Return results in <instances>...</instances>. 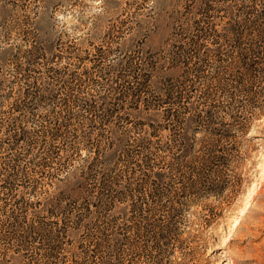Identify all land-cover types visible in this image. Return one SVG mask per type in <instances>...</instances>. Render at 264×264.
I'll use <instances>...</instances> for the list:
<instances>
[{"label":"rangeland","instance_id":"1","mask_svg":"<svg viewBox=\"0 0 264 264\" xmlns=\"http://www.w3.org/2000/svg\"><path fill=\"white\" fill-rule=\"evenodd\" d=\"M262 8L0 0V264H264Z\"/></svg>","mask_w":264,"mask_h":264},{"label":"trees","instance_id":"2","mask_svg":"<svg viewBox=\"0 0 264 264\" xmlns=\"http://www.w3.org/2000/svg\"><path fill=\"white\" fill-rule=\"evenodd\" d=\"M209 4H206L205 7H203V9L207 10L209 9ZM261 12H264V8L261 9ZM175 65V64H174ZM183 96L180 95L179 92H177V94H175V96L171 97V96H167V98H164V101L166 103L168 102H172V100L170 99H173L174 100V104L176 105V103L178 101H182ZM174 108L172 107H168L166 109L163 110L162 114H160L159 118L161 119L162 123L161 124H156L155 126L151 123H148V126L150 127V129H148L146 132H147V135L150 136V137H153L155 136V133L157 131V129H165L167 130V134L165 136V141H164V144H167V142L171 141V137H172V133L171 132L173 129L174 126H179L182 131L181 133L179 134V144H180V150H182V154H186L189 150V147H190V143L189 141L192 140L195 136V133L198 132V126L197 124H194V123H197L198 122V119L195 118V117H192V116H188L187 118H178L177 116V111L176 110H173ZM190 117V118H189ZM194 118V119H192ZM200 131V130H199ZM140 139V142L144 141L147 142L148 140L143 137L141 139V137L138 138V140ZM53 198V197H51Z\"/></svg>","mask_w":264,"mask_h":264}]
</instances>
